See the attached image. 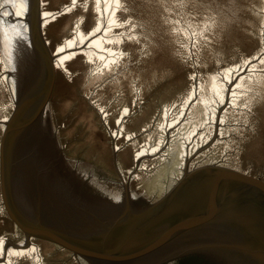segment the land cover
<instances>
[{
  "label": "water",
  "instance_id": "obj_1",
  "mask_svg": "<svg viewBox=\"0 0 264 264\" xmlns=\"http://www.w3.org/2000/svg\"><path fill=\"white\" fill-rule=\"evenodd\" d=\"M0 55V200L27 239L264 264V0H0Z\"/></svg>",
  "mask_w": 264,
  "mask_h": 264
},
{
  "label": "rangeland",
  "instance_id": "obj_2",
  "mask_svg": "<svg viewBox=\"0 0 264 264\" xmlns=\"http://www.w3.org/2000/svg\"><path fill=\"white\" fill-rule=\"evenodd\" d=\"M0 77L6 73L5 67L3 65L1 55H0ZM13 90L10 84V81L4 80L3 83V92L1 90L0 97V121L10 115L12 111V103H13ZM13 114V113H12ZM1 155V153H0ZM2 194V182H1V172H0V197ZM4 198L0 200V241L5 239L8 242H12L14 244L13 250H22V245L25 242H34L36 248H30L29 251L22 253L20 256L21 264H91V262L83 260L81 257L76 254L69 252L62 247L56 246L52 243L39 240L38 238L27 239L26 234L21 230L19 226L11 219L6 208L4 207ZM10 246L11 252L12 245ZM21 246V248H17ZM28 250V248L23 249ZM9 251V249H8ZM19 252V251H16ZM7 253V250H6ZM29 256H26L28 255ZM5 256V255H4ZM8 257V256H7ZM2 256H0V259ZM4 258V257H3ZM11 259L9 264H20L19 258L11 256L8 257ZM33 258V259H31ZM31 259V260H30ZM7 261V260H6Z\"/></svg>",
  "mask_w": 264,
  "mask_h": 264
},
{
  "label": "bare ground",
  "instance_id": "obj_3",
  "mask_svg": "<svg viewBox=\"0 0 264 264\" xmlns=\"http://www.w3.org/2000/svg\"><path fill=\"white\" fill-rule=\"evenodd\" d=\"M0 74H1V72H0ZM4 80H5V82L6 81L9 82V79H8L7 74H4L3 77L1 75V77H0V97H1V90L3 92V83H4ZM13 96H14L13 97V103L11 105L12 111H14L15 102H16V98H15L14 92H13ZM12 113L13 112H11L9 116L4 117V119L1 120V125H0V150H1L2 138L4 136V133L6 131V128L8 126V123H9V121L11 119ZM33 243L32 242H29V241L23 243L24 245H22V248L23 249L28 248V250H23V249L22 250H13L14 249V244H12V242H8L5 239L1 240L0 241V256H2V258L0 259V264H9V262H11V259L8 258L9 256H11V258L17 257V258H19V261H20V259H21L20 256L22 255V253L29 251L31 247L32 248H36ZM9 245H12V247H11L12 250H13L12 252L10 250V246ZM17 248H21V246H19ZM8 249H9V251H8ZM6 250H7V253H6ZM16 251H19V252H16ZM26 256H29V254L26 255ZM31 259H33V258H31ZM20 264H21V261H20ZM91 264H93V263H91Z\"/></svg>",
  "mask_w": 264,
  "mask_h": 264
}]
</instances>
